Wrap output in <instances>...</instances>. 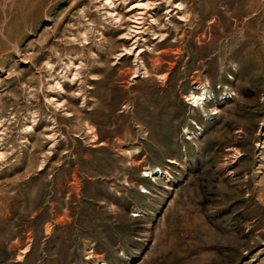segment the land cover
Wrapping results in <instances>:
<instances>
[{
	"label": "rangeland",
	"instance_id": "374dc122",
	"mask_svg": "<svg viewBox=\"0 0 264 264\" xmlns=\"http://www.w3.org/2000/svg\"><path fill=\"white\" fill-rule=\"evenodd\" d=\"M0 264H264V0H0Z\"/></svg>",
	"mask_w": 264,
	"mask_h": 264
},
{
	"label": "bare ground",
	"instance_id": "6f19581e",
	"mask_svg": "<svg viewBox=\"0 0 264 264\" xmlns=\"http://www.w3.org/2000/svg\"><path fill=\"white\" fill-rule=\"evenodd\" d=\"M203 95H204V93H202L201 95H199V98H193V100H195V99H200V98L203 97ZM195 101H196V100H195Z\"/></svg>",
	"mask_w": 264,
	"mask_h": 264
}]
</instances>
